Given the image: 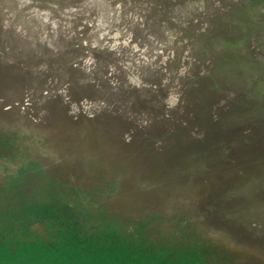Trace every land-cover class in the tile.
Masks as SVG:
<instances>
[{
    "label": "rangeland",
    "instance_id": "rangeland-1",
    "mask_svg": "<svg viewBox=\"0 0 264 264\" xmlns=\"http://www.w3.org/2000/svg\"><path fill=\"white\" fill-rule=\"evenodd\" d=\"M262 122L264 0H0V264H264Z\"/></svg>",
    "mask_w": 264,
    "mask_h": 264
},
{
    "label": "trees",
    "instance_id": "trees-1",
    "mask_svg": "<svg viewBox=\"0 0 264 264\" xmlns=\"http://www.w3.org/2000/svg\"><path fill=\"white\" fill-rule=\"evenodd\" d=\"M262 129L264 130V122H262ZM261 147H264V145H262ZM32 246V244L31 245H28V246H26L25 247V250H27V249H29V247H31ZM4 249V248H3ZM20 251V250H19ZM6 251H4L3 252V250H2V253H5ZM61 254V253H60ZM60 254H57V257L56 258H60L61 256H59ZM54 256V255H53Z\"/></svg>",
    "mask_w": 264,
    "mask_h": 264
}]
</instances>
